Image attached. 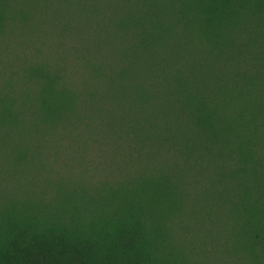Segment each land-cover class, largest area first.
<instances>
[{"label": "trees", "instance_id": "16d2710c", "mask_svg": "<svg viewBox=\"0 0 264 264\" xmlns=\"http://www.w3.org/2000/svg\"><path fill=\"white\" fill-rule=\"evenodd\" d=\"M22 4L0 0V173L23 195L0 176V264H264V0Z\"/></svg>", "mask_w": 264, "mask_h": 264}, {"label": "rangeland", "instance_id": "374dc122", "mask_svg": "<svg viewBox=\"0 0 264 264\" xmlns=\"http://www.w3.org/2000/svg\"><path fill=\"white\" fill-rule=\"evenodd\" d=\"M13 4L15 5H22V1L23 0H11ZM15 9L14 7H12V10ZM36 11V10H35ZM17 20V19H16ZM37 20V18H36ZM18 21V20H17ZM36 22L32 21L29 22V24H23L20 21L18 22H14L13 24V28L15 26V33H10L9 32V36L13 39L10 42L12 43L13 47H15V52H17L18 54H20V57L23 58H30V56L33 55V50L37 47V28H36ZM33 139L30 137L27 138V140L33 145V150L32 153H34L37 156V137L34 136V134H31ZM6 146L2 145V148L4 149H8L9 145L5 144ZM4 146V147H3ZM43 150V147H39L38 151ZM5 155H6V151H5ZM54 165V163L52 164ZM78 164H76V169H80L78 166ZM7 169L10 170L12 169V167H9L7 165ZM62 167L61 165H58V172H61ZM83 172V171H82ZM4 173V172H3ZM10 172H7V174H9ZM2 174L0 173V176ZM3 176V175H2ZM1 176V177H2ZM19 179L21 180V182L23 183L24 187L28 190V195H24V197L26 198H31L28 196H32L33 193L37 194V167L33 168L31 170V172L29 173H20ZM6 176H3V178H5V180L1 181L3 185V188L5 189V196L8 197H12L13 195H18L20 197H15V198H22L21 194H17L15 192L12 191L13 186H11V184H9V182L6 180ZM50 174L48 175V179L50 178ZM19 180V181H20ZM56 183V178L54 179L53 177L49 179V181H54ZM47 182V181H46ZM40 186V185H39ZM42 186H45L44 184ZM207 195H202L200 193H196L195 197H189L191 203H193V207L197 208L200 207L202 210V213L206 214V221L205 223H203V225H199L197 228L200 230H210V221H212L214 219V217L217 215L218 210L221 209V207L218 205H220L221 203H224L225 206V210H227V203H225V199L227 197H217V195H215L213 193V191L211 189L207 190ZM52 193L51 191L48 193L50 194ZM35 199H37V197H34ZM252 200L250 197H239L238 198V204L236 207H234L231 210V214H235L238 219V221L240 220L241 224H243V227H246L248 225V221L250 219H252L253 217H255V213L258 212L257 208L255 205H253V203L250 201ZM213 201H215L217 204L219 203V201H222L220 204H218L217 206L214 205ZM260 213V212H258ZM232 214V215H233ZM234 216V215H233ZM264 227V224H263ZM210 264H213L212 259L211 262H209Z\"/></svg>", "mask_w": 264, "mask_h": 264}]
</instances>
